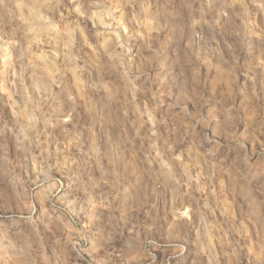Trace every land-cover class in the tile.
Listing matches in <instances>:
<instances>
[{
  "label": "clouds",
  "instance_id": "obj_1",
  "mask_svg": "<svg viewBox=\"0 0 264 264\" xmlns=\"http://www.w3.org/2000/svg\"><path fill=\"white\" fill-rule=\"evenodd\" d=\"M0 12V32H21L22 44L28 32L38 31L51 45L42 64L33 63L23 46L3 52L5 62L16 53L19 71L5 73L11 113L0 106V264H157L149 249L160 234L140 219L145 212L165 222L175 216L184 225L183 243L160 247L185 249L177 255L186 264H199L204 251L210 264L221 258L224 264H264V220L237 223L227 210L217 220L203 195L197 199L186 190L192 180L185 179L188 162L199 168L201 159H216L230 181L264 192V0H0ZM170 23L180 28L168 37L176 51L184 27L206 31L216 49L214 59L184 53L174 79H182L185 91L174 99L160 75L166 65H159L156 92L146 71L160 50L141 55ZM251 50L253 66L240 80L237 66ZM201 67L208 72L202 75ZM29 68L59 89L62 116L88 134L72 137L61 118L55 124L45 119L46 100H33L23 87ZM141 77L139 86L133 83ZM137 92L143 94L142 110ZM144 116L153 121L147 136L140 134ZM57 127L61 131L54 135ZM190 130L196 137L191 149L182 147ZM136 139L138 147L132 144ZM121 146V153L114 152ZM202 146L210 147L198 151ZM128 153L139 159L135 182L128 180L134 162ZM164 157L167 164L161 163ZM184 208L192 215L186 217ZM211 240L216 245L209 248Z\"/></svg>",
  "mask_w": 264,
  "mask_h": 264
},
{
  "label": "rangeland",
  "instance_id": "obj_2",
  "mask_svg": "<svg viewBox=\"0 0 264 264\" xmlns=\"http://www.w3.org/2000/svg\"><path fill=\"white\" fill-rule=\"evenodd\" d=\"M19 2V0H17ZM138 7V6H137ZM2 15V12H0ZM16 24H21L22 21L17 19ZM5 31H8L7 29ZM180 32V28L175 23H170L169 26L165 29L163 33L160 34V39L153 42L152 49L142 50V56H149L152 54V50H160V55L153 61L151 69L148 70L146 66V71L150 78H153L152 91L156 92L159 88L158 79H156L157 72L160 71L159 65H166L165 71L160 73L161 77L166 79L167 88L171 89L172 98L181 96L185 91V86L181 80H175L174 77L181 71L184 53L192 55L195 53L198 55L201 60L206 58H215L216 49L210 46L208 39V33L203 31L200 27L189 28L184 27L182 31V38L179 41V50L176 51V45L170 44L168 42V37L175 35ZM199 33V35H197ZM40 34V35H39ZM21 32H16L11 35H5L3 32H0V106L4 107L5 113H11L12 111V90L11 87L5 83V73L6 72H18L19 68L16 66V53L12 52L11 57L5 62L3 55L4 49L7 48L9 51L12 50V44H15L16 47L23 46L24 48L29 49V56L35 64H42L47 62L46 57L51 51V45L48 43L45 35L38 31L28 32L27 39L24 40L21 44L20 36ZM35 38V39H34ZM41 39V40H40ZM140 44V41L136 42ZM164 47L161 49V45ZM90 51V50H88ZM255 50H251L245 59L237 66L236 75L239 76L240 80L244 79V75L250 74L249 70L253 66V57L255 56ZM179 57V62H178ZM140 57H137L133 62V72L136 70V64L139 62ZM59 62V61H58ZM82 63V62H80ZM201 74H206L208 69L206 67H201ZM244 73V75H241ZM38 71L33 72V69L29 68L28 71L23 73L22 81L23 87L27 89L29 96L33 100H46L45 103V112L44 117L47 120H51L53 124L56 123L57 118H61L66 127L70 130V136L78 137L81 132L88 134L87 129H82L79 125L73 129L71 118L68 116H62L59 111L60 105L62 103V98L59 95V89L54 85H51L50 81L44 80L41 82L38 79ZM143 77L140 80H134L133 83L139 86ZM117 79L111 80L108 82L109 87L112 83H119ZM175 85V86H174ZM189 95L191 94V89L188 88ZM103 90L100 95H103ZM211 94V90L209 91ZM137 96V107L141 108L140 101L143 99V94L140 92L136 93ZM98 97L94 94L92 99L95 103V99ZM128 98H132V93H128ZM170 102V101H166ZM203 97L201 98V104H203ZM188 111L194 112L196 109L191 101H186ZM142 110V108H141ZM178 110V109H177ZM204 110H207L205 105ZM132 114L130 113V116ZM156 119H159V110L154 113ZM143 119L147 121L144 127L140 130L142 136L149 135V130L153 128V121L149 120L147 116H144ZM39 127H43L40 125ZM131 128L130 124L125 125L126 131ZM53 134H59L61 129L59 127L52 130ZM109 133L112 135H117L113 129H109ZM8 138L12 141V144H15V137L11 136V132L6 134ZM135 135L133 130L132 136ZM132 136H129V139H132ZM41 140L45 137L41 136ZM184 145L182 147H188L191 149L193 143L196 141L195 135L189 132L184 138ZM100 142H103V137L101 136ZM145 149L148 148L149 142L147 140L143 141ZM222 143V141H221ZM132 144L136 147L139 146L138 139L132 140ZM210 146H202L198 151H207ZM39 151L38 149H34ZM114 152L121 153V147H114ZM194 156L196 152L192 153ZM128 161H134L133 163L128 164V180L130 182H135L138 175L137 165L139 164V159H143L144 153L137 152L136 157L139 159L134 160V157L131 153L126 154ZM163 155V154H162ZM220 160L223 161L224 157L221 156ZM180 161L178 160L177 163ZM161 163L167 164V158L164 157ZM189 163V175L185 179H191V186H186V190L192 193V196L199 199L201 195L207 199L209 206L215 211L217 220H222L224 217H221L220 213L227 210V215L229 218L235 219L238 223L242 218H253L258 220H264V192H260L255 188H250L247 185H242L239 181H230L228 179L229 172L224 170L222 166L218 163L216 159H210L209 163H205L204 159L199 161L200 167H192L191 162ZM198 189V190H194ZM71 198V197H70ZM203 202V201H202ZM218 205V210H217ZM168 206H172L171 194L168 197ZM185 216H191L192 213L189 208L183 209ZM140 219L144 223H151L153 225V231L160 234L158 237V242L150 246V251L153 252L157 257V264H186V261L182 256L177 255L180 251H186L185 249L179 248H167L160 247V244L167 245L169 243L179 244L183 243V238L186 236L187 230L184 225L176 220L175 216H167L166 222L161 220L159 216L154 213H143ZM87 238V237H86ZM208 247L211 248L216 245L215 240L208 241ZM196 248L195 241L193 242V249ZM219 249H217V255L219 256ZM194 252V256H195ZM79 264H84L83 261H80ZM199 264H210V256L207 251L202 252L199 255ZM220 264H224L223 259H220Z\"/></svg>",
  "mask_w": 264,
  "mask_h": 264
},
{
  "label": "bare ground",
  "instance_id": "obj_3",
  "mask_svg": "<svg viewBox=\"0 0 264 264\" xmlns=\"http://www.w3.org/2000/svg\"><path fill=\"white\" fill-rule=\"evenodd\" d=\"M40 35V34H39ZM35 39V38H34ZM41 40V39H40Z\"/></svg>",
  "mask_w": 264,
  "mask_h": 264
}]
</instances>
